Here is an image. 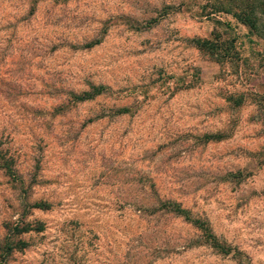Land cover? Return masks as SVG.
<instances>
[{
  "label": "rangeland",
  "instance_id": "rangeland-1",
  "mask_svg": "<svg viewBox=\"0 0 264 264\" xmlns=\"http://www.w3.org/2000/svg\"><path fill=\"white\" fill-rule=\"evenodd\" d=\"M216 6L0 0V244L42 224L0 264H264V38Z\"/></svg>",
  "mask_w": 264,
  "mask_h": 264
},
{
  "label": "trees",
  "instance_id": "trees-1",
  "mask_svg": "<svg viewBox=\"0 0 264 264\" xmlns=\"http://www.w3.org/2000/svg\"><path fill=\"white\" fill-rule=\"evenodd\" d=\"M228 1L231 7L216 6L214 11H223L230 13L231 16L240 24L244 25L249 32L255 36L264 38L261 25L264 18V0H226ZM218 35H214L211 38L205 39H192L194 47L207 55L211 60L215 62H222L226 58H232L236 55L234 46L230 40L226 42L218 41ZM264 88V87H263ZM101 86H91L89 91H81L78 94L72 95L74 101H82L93 97L96 94L100 93ZM260 97H264V89L259 93ZM264 107V104L262 105ZM218 136V135H217ZM0 169L7 175H11V159L4 157V153L0 150ZM30 207L46 209L48 207L45 202H33L29 204ZM175 212H181V209L175 207ZM198 225L201 226L200 223ZM3 227L6 229L7 235L4 236L0 244V257H3L4 254H7L12 249L20 250L26 246V242L20 238H15L18 235L25 233L27 231H41L42 224L36 222L33 226L28 223L19 220L18 222L9 223L8 221L3 223ZM10 237V238H9ZM205 237L210 245L215 246L220 251H225L218 243L215 241V238L211 233H205Z\"/></svg>",
  "mask_w": 264,
  "mask_h": 264
}]
</instances>
